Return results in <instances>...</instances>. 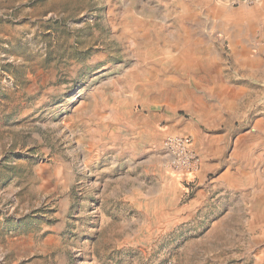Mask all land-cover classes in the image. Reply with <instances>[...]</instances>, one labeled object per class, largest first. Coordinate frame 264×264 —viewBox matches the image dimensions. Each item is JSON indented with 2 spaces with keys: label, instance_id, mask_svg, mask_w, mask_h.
<instances>
[{
  "label": "rangeland",
  "instance_id": "rangeland-1",
  "mask_svg": "<svg viewBox=\"0 0 264 264\" xmlns=\"http://www.w3.org/2000/svg\"><path fill=\"white\" fill-rule=\"evenodd\" d=\"M251 10L0 0V264H264V33L240 61L232 41ZM167 133L196 173L166 167Z\"/></svg>",
  "mask_w": 264,
  "mask_h": 264
},
{
  "label": "built area",
  "instance_id": "built-area-1",
  "mask_svg": "<svg viewBox=\"0 0 264 264\" xmlns=\"http://www.w3.org/2000/svg\"><path fill=\"white\" fill-rule=\"evenodd\" d=\"M261 0H231L232 4L254 6ZM163 149L165 165L175 173L194 174L200 166V158L193 146V139L186 133H167L164 135Z\"/></svg>",
  "mask_w": 264,
  "mask_h": 264
},
{
  "label": "crops",
  "instance_id": "crops-1",
  "mask_svg": "<svg viewBox=\"0 0 264 264\" xmlns=\"http://www.w3.org/2000/svg\"><path fill=\"white\" fill-rule=\"evenodd\" d=\"M251 12L253 13V20H251V21H254L253 24H250V28H252V31L246 30L245 26L248 27V24H244L243 26L241 24V26H242L241 29L239 28L238 31H235L232 34L233 44L238 39L240 40L238 42V43H240L239 44L240 46L239 47L234 46L236 49L237 58L239 59V61H240V59H243V57H242L243 53L247 52L248 56H249V55H251L250 53H255L256 51H258V45L256 44V42H257L256 36L258 34L255 31V29H260V31H259L260 35L264 33V0H261L260 3L252 6ZM254 23H256V24H254ZM257 23H258V25H257ZM250 38L255 39V42H253V43L248 42ZM261 38L262 37H260L259 39H261ZM259 43L263 44V42H259ZM251 44H252V48H250Z\"/></svg>",
  "mask_w": 264,
  "mask_h": 264
}]
</instances>
